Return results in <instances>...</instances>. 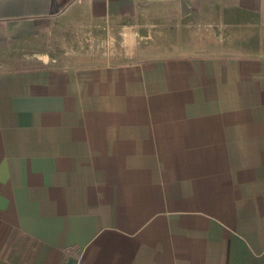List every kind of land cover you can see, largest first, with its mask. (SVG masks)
Listing matches in <instances>:
<instances>
[{"label":"crops","instance_id":"0c3cea01","mask_svg":"<svg viewBox=\"0 0 264 264\" xmlns=\"http://www.w3.org/2000/svg\"><path fill=\"white\" fill-rule=\"evenodd\" d=\"M0 264H264V0H0Z\"/></svg>","mask_w":264,"mask_h":264}]
</instances>
